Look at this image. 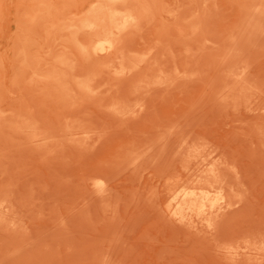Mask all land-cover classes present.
Instances as JSON below:
<instances>
[{"label": "rangeland", "instance_id": "rangeland-1", "mask_svg": "<svg viewBox=\"0 0 264 264\" xmlns=\"http://www.w3.org/2000/svg\"><path fill=\"white\" fill-rule=\"evenodd\" d=\"M101 1L0 0V264H264V0Z\"/></svg>", "mask_w": 264, "mask_h": 264}, {"label": "bare ground", "instance_id": "bare-ground-1", "mask_svg": "<svg viewBox=\"0 0 264 264\" xmlns=\"http://www.w3.org/2000/svg\"><path fill=\"white\" fill-rule=\"evenodd\" d=\"M103 2H105V4L106 3H109V4H111V3H115V2H117V1H120V0H102ZM102 1H101V3H102ZM124 1V0H123ZM123 1H121V2H123ZM99 2V1H98ZM120 2V3H121ZM118 3V2H117ZM103 5V4H102ZM112 5V4H111ZM114 5V4H113ZM118 4H116L115 6H117ZM106 7V6H105ZM110 7V6H109ZM102 7H99L97 10L98 11H101L102 9H101ZM104 8V7H103ZM112 8V7H111ZM116 8H118V7H115V9ZM91 9V8H90ZM119 10H122V9H119ZM126 10V9H125ZM259 9L257 8V11H258ZM263 10H261L260 12H262ZM89 12V11H88ZM92 12V11H91ZM256 12V11H255ZM106 13L107 14H105V15H107V17H106V22H107V29L106 30H104L103 31V33L102 34H99L98 35V33H99V31L98 30H100L101 28H102V26H101V28L100 29H98V30H95V29H97L98 28V23L96 22V21H94V20H86V21H84L83 23H81V28H83L84 30H85V32H86V30L87 31H89L90 33H91V31H93V30H95V31H98V32H96V36H95V39H93L94 40V43H93V45H92V50H93V52H98V54H100L99 52H102L103 54H108L107 56H113V55H109V53H111L112 51H114V50H116L117 49V47L119 46V44L117 45V47H116V41H117V39H118V37H117V39H115V35L117 34V33H119L120 31H121V28L124 26V25H128V28H129V26L131 27V26H133V24L132 25H130V23H132L133 21H134V18L132 17V16H134L135 17V15H136V13L135 14H133V13H131V14H133V15H130V14H119L117 11H114V10H111L110 8L109 9H107L106 10ZM91 14V13H90ZM99 15H100V13H99ZM83 16H85V15H83ZM138 16V15H137ZM140 17V16H139ZM138 17V18H139ZM101 18V17H100ZM137 18V19H138ZM80 19V18H79ZM84 19V18H83ZM82 19V20H83ZM99 19V18H98ZM102 19V18H101ZM247 20V19H246ZM78 21H80V20H78ZM105 21V20H104ZM136 21H138V20H136ZM81 22V21H80ZM79 22V23H80ZM99 22V21H98ZM249 22V21H248ZM72 23H74L75 24V22H72ZM71 23V24H72ZM77 23V22H76ZM102 24V23H101ZM135 24V23H134ZM73 25V24H72ZM67 26H69V25H67ZM77 26V25H76ZM71 27V26H70ZM99 27H100V25H99ZM127 27V26H126ZM124 28H125V26H124ZM72 29V28H71ZM77 29H78V27H77ZM126 29V28H125ZM82 30V29H81ZM83 30V31H84ZM79 32V31H78ZM88 32V33H89ZM126 32V31H125ZM95 33V32H94ZM74 34H76V33H74ZM79 34V33H78ZM87 34V33H86ZM92 35H93V33H91ZM91 34H89L90 36L89 37H91ZM122 34V33H121ZM77 35V34H76ZM75 35V37L74 36H72V37H74V38H76V37H78V36H76ZM94 36V35H93ZM92 36V37H93ZM119 36H120V34H119ZM120 38V37H119ZM70 39V38H69ZM72 39V38H71ZM119 40V39H118ZM75 41H77V39H75ZM92 41V40H91ZM120 41V40H119ZM119 41H118V43H119ZM73 42V41H72ZM78 42H80V40L78 39ZM82 42V41H81ZM89 42V41H88ZM70 43V42H69ZM74 44H76V43H74ZM81 45H83V44H81ZM81 45H79V48L81 49V51H82V53L83 52H85V48H84V46H81ZM86 45V44H85ZM91 45V44H90ZM89 45V46H90ZM78 46V45H77ZM73 48H74V46H73ZM78 48V49H79ZM90 48V47H89ZM77 48H75V50H76ZM89 50V49H88ZM91 50V49H90ZM76 52H77V50H76ZM80 52V51H79ZM93 52H88V53H91V54H89V56L90 55H92V53ZM101 53V54H102ZM115 53V52H114ZM116 53H117V51H116ZM115 53V54H116ZM78 54H80V53H78L77 52V55ZM97 54V53H96ZM100 54V55H101ZM93 55H95V54H93ZM106 56V55H105ZM115 56V55H114ZM120 56V55H119ZM78 57H80L79 55H78ZM85 57H87V56H85ZM84 57V58H85ZM121 57V56H120ZM112 58H114V57H112ZM117 58H118V55H117ZM123 58V57H122ZM60 59V58H59ZM63 59V61L65 60L66 61V59H64V58H62ZM80 59H81V57H80ZM82 60H83V58H82ZM61 61V60H60ZM114 61V60H113ZM118 61H120L119 59H118ZM118 61H114L115 63L116 62H118ZM122 61V60H121ZM67 62V61H66ZM112 62V61H111ZM114 62H112L113 63V66H116L115 64H114ZM123 62H124V60H123ZM65 62H63V64H64ZM110 63V62H109ZM57 64H59V63H57ZM74 64V63H73ZM103 64V63H102ZM105 64V63H104ZM118 64V63H117ZM128 64H129V62H128ZM61 65H62V63H61ZM97 65H98V63H97ZM96 64H95V66H97ZM112 65V64H111ZM119 65V64H118ZM122 65H123V63H122ZM132 65V64H131ZM65 66V65H64ZM68 66V65H67ZM102 66V68H104L103 67V65H100V67ZM107 66L109 67V65H108V63H107ZM106 66V67H107ZM66 67V66H65ZM108 67H107V69H108ZM117 67V66H116ZM122 67H124V66H122ZM126 67V66H125ZM124 67V68H125ZM129 66H127L126 68H128ZM71 68H73V67H71ZM119 68V67H118ZM126 68H125V70H126ZM132 68V67H131ZM99 69V68H98ZM113 69H114V67H113ZM121 69H123V68H121ZM134 69V68H133ZM132 69V70H133ZM67 70L69 71V69L67 68ZM105 70V69H104ZM115 70H117V69H115ZM100 71H101V69H100ZM109 71V70H108ZM122 72V71H121ZM119 74V73H118ZM64 75V74H63ZM93 75H94V73H93ZM51 76V75H50ZM95 76V75H94ZM97 76V75H96ZM159 76V75H158ZM55 77H57V76H55ZM89 77H92V76H89ZM86 79V78H85ZM88 79V78H87ZM92 79V78H91ZM54 80V79H53ZM55 81V80H54ZM56 81L58 82V79H56ZM59 81H61V78H60V80ZM87 81V80H86ZM92 81V80H91ZM91 81H90V83H91ZM56 82V83H57ZM83 82V81H82ZM93 83V82H92ZM91 83V84H92ZM59 84V83H58ZM87 84V83H86ZM86 84H84V83H79L78 84V87L80 88V89H82L83 90V92H84V90H87L88 89V86H90V84L87 86ZM60 85V84H59ZM58 85V86H59ZM72 85H74V84H72ZM71 85V86H72ZM75 85H76V83H75ZM63 86H64V84H63ZM63 86H62V88H63ZM73 87V86H72ZM90 87H92V86H90ZM65 88V87H64ZM79 89V90H80ZM92 89V88H91ZM91 89H89V90H91ZM64 90V89H63ZM78 90V91H79ZM80 92V91H79ZM82 92V93H83ZM87 92V91H86ZM86 92H84V93H86ZM91 92V91H90ZM66 99V98H65ZM116 110H117V108H116ZM29 126V125H28ZM24 127V126H23ZM26 128H27V126H26ZM25 128V129H26ZM22 129V128H21ZM21 129H19V130H21ZM24 129V128H23ZM30 129V128H29ZM68 129V128H67ZM28 130V129H27ZM65 130V129H64ZM72 130V129H71ZM70 130V131H71ZM23 131V130H22ZM69 131V130H68ZM20 132V131H19ZM72 132V131H71ZM79 133V132H78ZM34 134H36V135H38V132H34ZM43 134L44 133H42V139H45V136H46V134H45V136H43ZM77 134V133H76ZM30 135H33V134H30ZM40 135H38V137H39ZM32 137V136H31ZM44 137V138H43ZM34 138V137H33ZM32 138V139H33ZM39 138H41V137H39ZM47 138H49V137H47ZM52 137L50 136V139H51ZM31 139V138H30ZM38 140H40V139H38ZM52 140V139H51ZM35 142H36V140H34ZM33 142V141H32ZM50 141H48L47 143H49ZM53 142V141H52ZM46 143V144H47ZM38 145H39V143H38ZM41 145H42V143H41ZM44 145V144H43ZM214 174V173H213ZM206 175H208L209 177L211 176L210 174H206ZM213 176V175H212ZM207 178V179H206ZM212 178H214V179H216V177H212ZM195 179V178H194ZM201 179V178H200ZM205 181H207V180H209L210 178H208L207 176L205 177ZM219 179V178H218ZM217 180V179H216ZM215 180V181H216ZM222 180V179H221ZM220 180V181H221ZM193 181V180H192ZM191 181V182H192ZM199 181V180H198ZM211 181V180H210ZM212 181H214V180H212ZM199 182H202V184L204 185V187H206V188H203V185L201 184V185H199V186H197L195 189H193V190H191L192 188H190V189H188V188H185L184 187V189L182 190V192H178V191H169V194H168V198H169V211H170V215L173 217V218H175L176 220H178V221H188V222H190L191 221V218L192 217H196L197 218V220L198 221H200V222H204L205 224H206V226H209V225H211L212 224V222H211V220H210V216H212V214H213V212H215V211H218V210H220L221 208H222V206L223 205H220V203H219V200H222V198L223 199H225L223 196H217V197H214V196H211L210 195V187L209 186H206V182H204V181H199ZM209 182V181H208ZM193 183H194V181H193ZM195 183H197V182H195ZM212 183V182H211ZM211 183H208V184H211ZM216 184H214V183H212L214 186V188H215V190H219L220 188L219 187H216V185L218 186V184H219V182H218V184H217V182H215ZM185 184V183H184ZM211 184V185H212ZM189 185H191V183L189 184ZM220 185V184H219ZM196 186V185H195ZM96 187L98 188V190H100V189H103V185L102 184H97L96 185ZM188 187V186H187ZM190 187V186H189ZM192 187H193V185H192ZM183 188V187H182ZM212 188V187H211ZM188 189V190H187ZM194 190H196V191H198V192H195ZM178 192V193H177ZM217 192V191H216ZM104 193V192H103ZM219 197H220V199H219ZM224 201V203L226 204V205H229V203L228 202H226V199L225 200H223ZM3 207V206H2ZM1 210V209H0ZM217 213V212H216ZM216 213H214V214H216ZM187 216H189L190 218H187ZM174 219V220H175ZM212 219V218H211ZM4 221V220H3ZM180 222V223H181ZM6 223V222H5ZM237 253V252H236Z\"/></svg>", "mask_w": 264, "mask_h": 264}]
</instances>
